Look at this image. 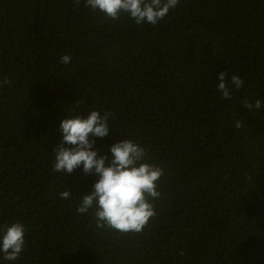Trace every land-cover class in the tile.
<instances>
[{"label": "trees", "instance_id": "trees-1", "mask_svg": "<svg viewBox=\"0 0 264 264\" xmlns=\"http://www.w3.org/2000/svg\"><path fill=\"white\" fill-rule=\"evenodd\" d=\"M221 71L230 88L244 80L230 100ZM4 78L0 227L23 223L26 244L0 264H264V0H180L156 25L85 0H0ZM91 110L110 114L100 155L129 139L164 169L140 232L97 227L95 208L77 214L98 175L52 171L61 120Z\"/></svg>", "mask_w": 264, "mask_h": 264}, {"label": "clouds", "instance_id": "clouds-1", "mask_svg": "<svg viewBox=\"0 0 264 264\" xmlns=\"http://www.w3.org/2000/svg\"><path fill=\"white\" fill-rule=\"evenodd\" d=\"M75 3L79 6L80 0H75ZM179 3L180 0H85V7L101 12L113 21L127 14L137 25H156ZM71 62L70 54L60 57L59 63L63 65ZM9 83L4 78L0 80V87ZM230 83L233 88L229 87L226 72L218 73L216 87L225 100L232 98L233 90H239L244 80L233 74ZM261 107L259 98L254 103L248 100L243 103V108L248 110H259ZM109 117V113L101 115L97 110H91L86 117H63L59 125L62 139L53 149L52 171L68 175L82 165L84 174L98 175L91 193L80 198L75 209L77 214L85 215L95 208L97 227H109L125 233L140 232L156 215L153 201L162 196L158 182L164 175V169L145 162L147 149L129 139L111 145L110 160L107 155H100L98 149L94 150L95 138H104L111 131ZM241 126L237 119L235 127L239 129ZM59 195L62 199H70L71 191H61ZM25 233V225L19 221L0 227V254L4 261L19 259L25 251Z\"/></svg>", "mask_w": 264, "mask_h": 264}]
</instances>
